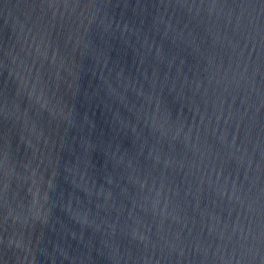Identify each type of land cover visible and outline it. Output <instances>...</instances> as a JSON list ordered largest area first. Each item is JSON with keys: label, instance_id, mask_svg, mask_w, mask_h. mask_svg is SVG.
<instances>
[{"label": "water", "instance_id": "1", "mask_svg": "<svg viewBox=\"0 0 264 264\" xmlns=\"http://www.w3.org/2000/svg\"><path fill=\"white\" fill-rule=\"evenodd\" d=\"M0 264H264V0H0Z\"/></svg>", "mask_w": 264, "mask_h": 264}]
</instances>
